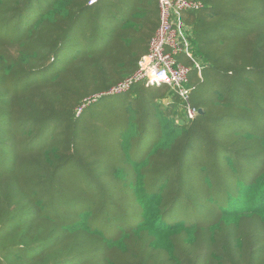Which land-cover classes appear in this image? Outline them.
Listing matches in <instances>:
<instances>
[{
	"label": "trees",
	"instance_id": "obj_1",
	"mask_svg": "<svg viewBox=\"0 0 264 264\" xmlns=\"http://www.w3.org/2000/svg\"><path fill=\"white\" fill-rule=\"evenodd\" d=\"M199 1L183 17L206 69L181 58L197 117L137 83L89 125L159 1L0 0V264H264V0Z\"/></svg>",
	"mask_w": 264,
	"mask_h": 264
},
{
	"label": "built area",
	"instance_id": "obj_2",
	"mask_svg": "<svg viewBox=\"0 0 264 264\" xmlns=\"http://www.w3.org/2000/svg\"><path fill=\"white\" fill-rule=\"evenodd\" d=\"M99 0H90L95 4ZM159 26L151 38L148 52L139 61L136 71L113 86L108 95L128 92L135 84L145 86H168L183 101L186 116L195 119L199 109L191 104L192 89L189 86L191 68L181 58L192 60L193 68L201 75L202 65L194 59L192 28L185 20L184 14L201 10L206 5L199 0H158ZM92 98V101L97 100Z\"/></svg>",
	"mask_w": 264,
	"mask_h": 264
},
{
	"label": "rangeland",
	"instance_id": "obj_3",
	"mask_svg": "<svg viewBox=\"0 0 264 264\" xmlns=\"http://www.w3.org/2000/svg\"><path fill=\"white\" fill-rule=\"evenodd\" d=\"M119 19H120V17H118L117 19L113 20L112 21V25H114V26L117 25L119 23V21H120ZM194 59L197 60L198 62H200L201 65L203 66V64H204L203 60H200V58L198 56H196L195 54H194ZM184 62L189 64V65L193 64L188 59L187 60L184 59ZM203 68L206 69V66L202 67V71L204 70ZM194 74H196L195 71H194ZM193 78L195 80H197L196 75H194ZM139 88H140V85H135L132 89L136 90V89H139ZM153 92H154V89H147V90L144 91L145 94L147 93L149 95L151 93H153ZM130 93L131 92L128 91V92H125V93H122V94L107 95L106 96L107 98L100 97L99 99L89 103L86 106V109H85L86 113L83 116L82 122L83 123H87L89 125H93V123L95 124L96 122H99L98 119H99L100 113L102 111H104L105 109L108 110V111L109 110H113V108L111 109V108L106 106L107 103H109V102H111L113 100H117V99L128 98L127 96L130 97ZM165 102L167 103L168 101L166 100ZM91 134H93V133L91 132ZM152 138H153V136H149V135L144 136L143 139H142V145L143 144H148L149 142H151ZM94 139L95 138L91 139L90 141H93ZM98 142H100V145H103L106 148V152H107V154L101 159L102 163H104V161L110 162L109 161L110 158L114 160L115 156L117 155L116 151L119 149V146L116 147L117 141L115 139L111 138V140L109 141L110 144L108 143V139L97 141V143ZM108 145L113 148L111 153L108 152V149H107ZM96 159L98 160L97 157H96ZM75 161L78 164L80 163V161L78 159H76V158H75ZM106 164L108 165V168H109V166H110V168L114 166L111 163H106ZM69 165L70 166L66 168V171H67L68 174H70L72 176L71 180H74L73 182H77L78 179L74 178V173L75 174L79 173L80 169L78 168L77 165H74V160L73 161L71 160L69 162ZM82 172H83V170H82Z\"/></svg>",
	"mask_w": 264,
	"mask_h": 264
},
{
	"label": "water",
	"instance_id": "obj_4",
	"mask_svg": "<svg viewBox=\"0 0 264 264\" xmlns=\"http://www.w3.org/2000/svg\"><path fill=\"white\" fill-rule=\"evenodd\" d=\"M200 112H201V110H200Z\"/></svg>",
	"mask_w": 264,
	"mask_h": 264
}]
</instances>
